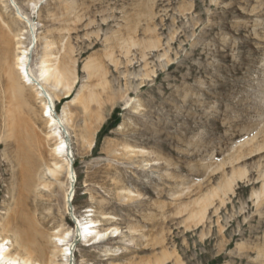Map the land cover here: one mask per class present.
Here are the masks:
<instances>
[{
  "label": "rangeland",
  "instance_id": "obj_1",
  "mask_svg": "<svg viewBox=\"0 0 264 264\" xmlns=\"http://www.w3.org/2000/svg\"><path fill=\"white\" fill-rule=\"evenodd\" d=\"M46 52L66 130L36 95ZM18 213L39 264H264V0H0V236L25 257ZM90 220L119 236L89 247Z\"/></svg>",
  "mask_w": 264,
  "mask_h": 264
},
{
  "label": "bare ground",
  "instance_id": "obj_2",
  "mask_svg": "<svg viewBox=\"0 0 264 264\" xmlns=\"http://www.w3.org/2000/svg\"><path fill=\"white\" fill-rule=\"evenodd\" d=\"M23 21L25 22V24L28 27V31H23V33L24 34L30 33V35H29V36H31L30 40L32 39L31 43L35 44L37 42V38L34 34L35 33V27L33 26V24L30 22V20L28 18H25ZM23 33L21 36L24 35ZM25 40H26V38H18V44H19L18 49H21L23 47L22 45H23V42ZM29 53H30V51L26 52V50H24L22 53H20V57L17 59L18 68L11 71V74H10L11 82L8 85H9V89L11 90V92H13L15 95L21 96L24 93V91L26 89L25 79L28 78V81L30 79L29 67H28V58H27ZM50 57H51V55L48 52H46L45 60H43L41 62V66L38 70L37 82H38L39 87H37V89H35V90H36L37 97L39 99L45 101L44 102L45 103L44 112L49 117V123H51V127L56 126V124H58L57 125L58 127H60V126L64 127L65 125H69V122H70L68 117H67L66 111H65L66 116L64 119L59 118L58 120H56L54 118V116H52V114L54 113V110H55L54 109V106H55L54 98L55 97H53V95H51L47 91V89H45L44 83L48 84L50 81H53V83L55 84V88L64 87L65 90H67L68 97L70 96L71 89H72L73 85L70 86V85L64 84V78L62 76L63 72L60 73L58 67H55V66L53 67V65H48L50 60H51ZM55 65L57 66V64H55ZM64 130H66L65 127H64ZM60 132H58V131L54 132V137L62 139ZM61 144H62V146H61ZM61 144L59 145L61 147H57V151H58L59 155H61V154L63 155V153L67 151V146H68V145H66L65 142H61ZM8 145L12 146V143L8 142ZM26 159H28V161L30 162L29 165L23 164L22 162H20V163H21V166L23 168L22 175L24 177L25 176L29 177L30 174H32V170H33L34 166H36V164L34 163V161L31 158H26ZM68 167H69L68 168L69 179L72 182L75 180L76 176L73 173V170L71 169V167L70 166H68ZM70 185H73V184L71 183ZM71 196H72V200H73V193H71ZM71 196L69 198H71ZM11 220L15 223V225L16 224L19 225L18 227H19V230H21V231H19V232L15 231V235L17 238V241L15 243L17 244V246L20 249L23 250V252H25L26 256L21 257L18 254L13 255L11 253V248L9 246L10 240L8 238H3L0 236V264H39V263H37L31 259V256L29 254L30 251L27 249V247L24 244L25 240H34L33 234L30 230V227L32 228V226L30 225L32 220H30V218L24 217L23 215H19V213L17 215H15L14 217H10L9 222H8L9 224L11 223ZM20 226L22 228H24L23 231H22ZM78 226H79V229H78L77 238L80 239L81 241H83L84 243H88L89 247L101 245V244L107 242L108 240H110L111 238H117L119 236V232L117 230L99 232L98 229H99L100 223L97 221H93V220H90V221L86 222L85 224L79 222ZM5 227L7 229H9L7 226H5ZM14 229H16V228L14 227ZM2 231L4 232V229ZM69 237H70V234L67 233L63 237H60V236L56 237V240H55L58 244H60L59 246H56V247H60V248L67 247L65 249H60L61 256L64 259H66L67 261L73 255V253L71 251V247H69L70 246L69 245V242H70ZM65 264H68V263H65Z\"/></svg>",
  "mask_w": 264,
  "mask_h": 264
}]
</instances>
